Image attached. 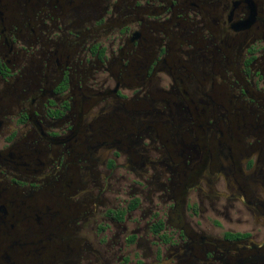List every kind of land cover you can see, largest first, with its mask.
<instances>
[{"label": "flooded vegetation", "instance_id": "obj_1", "mask_svg": "<svg viewBox=\"0 0 264 264\" xmlns=\"http://www.w3.org/2000/svg\"><path fill=\"white\" fill-rule=\"evenodd\" d=\"M0 264H264V0H0Z\"/></svg>", "mask_w": 264, "mask_h": 264}]
</instances>
